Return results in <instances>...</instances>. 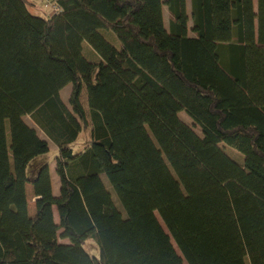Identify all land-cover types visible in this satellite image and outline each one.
Here are the masks:
<instances>
[{
    "label": "trees",
    "instance_id": "16d2710c",
    "mask_svg": "<svg viewBox=\"0 0 264 264\" xmlns=\"http://www.w3.org/2000/svg\"><path fill=\"white\" fill-rule=\"evenodd\" d=\"M42 1L0 0V264H264V0Z\"/></svg>",
    "mask_w": 264,
    "mask_h": 264
},
{
    "label": "rangeland",
    "instance_id": "374dc122",
    "mask_svg": "<svg viewBox=\"0 0 264 264\" xmlns=\"http://www.w3.org/2000/svg\"><path fill=\"white\" fill-rule=\"evenodd\" d=\"M30 1H33L35 3V5L31 8L34 12L39 13V14L46 13L45 12L46 8L44 7L42 0H30ZM104 44L107 45L105 42H104ZM71 88L72 87L70 85L69 87L64 89V91H62L63 96H65L67 94L68 90H71ZM84 92H86V89H84ZM83 100L86 103V105H88L87 92L85 93V95H83ZM180 116L183 119H185L186 121H188L190 123L192 122V119L184 111H182L180 113ZM197 130L199 133H201V131H199V128H197ZM84 141H85V135L83 134L82 136H80V138L77 140V142L74 145V149L76 152L80 151L82 149ZM56 153H57L56 152V146L54 144H52L49 153L36 158L35 160H33L30 163V165L28 166L27 173H28L29 178L33 179L37 175L41 165L44 163H48L50 166L51 174H52L54 192L58 193L59 189H60V181H59V177L56 173V169H55L56 168V157H55ZM27 191L29 193L28 194V201H29L30 213L34 214L35 210H36V208H35L36 198H35L33 186L31 183L27 184ZM85 239H86V236H85ZM86 247L93 255H95V254L98 255V247L96 246V244L91 239L87 240Z\"/></svg>",
    "mask_w": 264,
    "mask_h": 264
},
{
    "label": "crops",
    "instance_id": "0c3cea01",
    "mask_svg": "<svg viewBox=\"0 0 264 264\" xmlns=\"http://www.w3.org/2000/svg\"><path fill=\"white\" fill-rule=\"evenodd\" d=\"M189 5H190V0H186V7L189 8ZM229 17H231V14H230V11L228 10V11H227V18H228V20H227V39H228V41H230L231 38H232V24H231V22H230ZM66 88H67V87H66ZM66 88H65V89H66ZM70 91H71V90H68L67 94L64 96V98H65L66 100L68 99V97H69V95H70ZM85 93H86V92L83 91V93H82V101H83V103H84V106H85L86 109L88 110V105H86V103H85L84 100H83V95H85ZM33 191H34V190H33ZM28 194H29V193H28Z\"/></svg>",
    "mask_w": 264,
    "mask_h": 264
},
{
    "label": "built area",
    "instance_id": "2783aa9c",
    "mask_svg": "<svg viewBox=\"0 0 264 264\" xmlns=\"http://www.w3.org/2000/svg\"><path fill=\"white\" fill-rule=\"evenodd\" d=\"M46 6H47V7H51V4L47 3ZM51 10H52L53 12H56L58 9H57L54 5H52Z\"/></svg>",
    "mask_w": 264,
    "mask_h": 264
},
{
    "label": "clouds",
    "instance_id": "9594fccd",
    "mask_svg": "<svg viewBox=\"0 0 264 264\" xmlns=\"http://www.w3.org/2000/svg\"><path fill=\"white\" fill-rule=\"evenodd\" d=\"M53 11L51 10V13H52Z\"/></svg>",
    "mask_w": 264,
    "mask_h": 264
}]
</instances>
